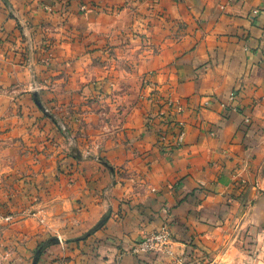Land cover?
<instances>
[{"label": "crops", "instance_id": "crops-1", "mask_svg": "<svg viewBox=\"0 0 264 264\" xmlns=\"http://www.w3.org/2000/svg\"><path fill=\"white\" fill-rule=\"evenodd\" d=\"M0 212V264L52 237L38 264H243L264 223V0H0ZM165 226L170 254L136 250Z\"/></svg>", "mask_w": 264, "mask_h": 264}, {"label": "rangeland", "instance_id": "rangeland-1", "mask_svg": "<svg viewBox=\"0 0 264 264\" xmlns=\"http://www.w3.org/2000/svg\"><path fill=\"white\" fill-rule=\"evenodd\" d=\"M236 93V92H235ZM236 95L238 96V94L236 93ZM142 99H148L146 98V95L142 96ZM172 110V109H170ZM78 111V110H77ZM78 113L80 114L81 112L78 111ZM158 115L161 116V112H158ZM61 117L66 120L67 117H69V115L66 114L65 111L61 112ZM162 118H164V116H162ZM81 120V117L79 118L78 122L74 125V124H66L65 126L68 129L69 133L72 136V139L74 142L77 139V143L81 142V138H82V130H83V123H79V121ZM76 133V135H73L72 133ZM82 143V142H81ZM257 223V222H256ZM164 228H168L167 226H165ZM169 229V228H168ZM162 229H160L159 231H161ZM170 233H171V237H172V243L170 245H166L164 248L162 247V249H156L153 251H150L149 254H161V253H166V254H170V252L172 251V248L174 246V242H175V238L173 236V233L171 232V230L169 229ZM157 232V231H156ZM154 232V233H156ZM151 233V234H154ZM150 235V234H147ZM239 240H241V237H239ZM140 243V242H139ZM243 249H244V253L241 254L239 253V258L243 259V264H264V223H262L261 225H254V224H250L248 231L246 232V234L243 236ZM238 254V253H237ZM193 258L192 254L190 253H186L184 258ZM238 257H236V261L239 260ZM200 257L199 256H195L194 260H199ZM202 259H200L199 262H201ZM205 260V259H203Z\"/></svg>", "mask_w": 264, "mask_h": 264}, {"label": "built area", "instance_id": "built-area-1", "mask_svg": "<svg viewBox=\"0 0 264 264\" xmlns=\"http://www.w3.org/2000/svg\"><path fill=\"white\" fill-rule=\"evenodd\" d=\"M237 95L235 92L230 94V101L232 103H235L237 101ZM173 107H176V115L182 113V107L177 104V106L173 103L170 102L168 104V109H173ZM165 112H161V116H165ZM177 128H178V135L176 138V142L178 144L182 143L185 137V130H184V124L181 121H178L177 123ZM13 220V215L12 214H3L0 212V226L4 222H11ZM171 233L168 228H162L161 231H157L154 234L150 235H145L142 239V241L138 244L136 247V250L143 251L149 253L150 251L156 250V249H162L166 245H170L172 243V237Z\"/></svg>", "mask_w": 264, "mask_h": 264}, {"label": "water", "instance_id": "water-1", "mask_svg": "<svg viewBox=\"0 0 264 264\" xmlns=\"http://www.w3.org/2000/svg\"><path fill=\"white\" fill-rule=\"evenodd\" d=\"M39 93L36 92L35 93V101L38 105V107L44 112V114L49 118L51 119L53 122H55L58 127L62 130L65 131V134L67 136H70L71 137V134L69 133L68 129L66 128L65 124L60 120L58 119L54 114H52L50 111H48L46 109V107L42 104L41 100L39 99L38 97ZM107 215L103 217V219L89 232L87 233L83 238L85 237H88L89 235L93 234L94 232H96L99 228H101L105 222L107 221ZM61 243V239L58 238V237H52L50 239H48L47 241H45L43 244L40 245V247L37 249L36 253H35V256H34V259H33V263L32 264H38L39 263V260L43 254V252L45 251L46 248L52 246V245H55V244H59Z\"/></svg>", "mask_w": 264, "mask_h": 264}]
</instances>
